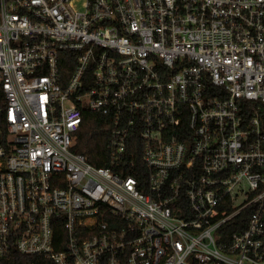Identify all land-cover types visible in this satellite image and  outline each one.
<instances>
[{
  "label": "built area",
  "instance_id": "obj_1",
  "mask_svg": "<svg viewBox=\"0 0 264 264\" xmlns=\"http://www.w3.org/2000/svg\"><path fill=\"white\" fill-rule=\"evenodd\" d=\"M85 112L107 118V167L73 150ZM11 253L264 264V0H0Z\"/></svg>",
  "mask_w": 264,
  "mask_h": 264
},
{
  "label": "trees",
  "instance_id": "obj_2",
  "mask_svg": "<svg viewBox=\"0 0 264 264\" xmlns=\"http://www.w3.org/2000/svg\"><path fill=\"white\" fill-rule=\"evenodd\" d=\"M68 56V53L62 54ZM63 61V60H62ZM74 60H64L61 65L64 74L69 73L74 67ZM83 122L75 134L73 150L85 156L88 163L93 166L104 168L108 166V121L106 117L85 112ZM127 152L140 154L138 141L132 137L127 145ZM242 228V227H241ZM238 229V228H237ZM0 264H53L42 256H28L18 253H11L7 258L0 261Z\"/></svg>",
  "mask_w": 264,
  "mask_h": 264
}]
</instances>
